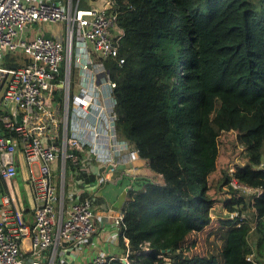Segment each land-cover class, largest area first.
I'll return each instance as SVG.
<instances>
[{
	"label": "trees",
	"instance_id": "1",
	"mask_svg": "<svg viewBox=\"0 0 264 264\" xmlns=\"http://www.w3.org/2000/svg\"><path fill=\"white\" fill-rule=\"evenodd\" d=\"M104 9L123 58L109 63L116 133L151 171L133 176L121 206L128 263L109 264H251L247 253L264 255V0H111ZM226 131L244 162L210 179ZM231 176L262 191L250 200ZM219 200L226 215L206 230L203 252L189 253V234L211 223Z\"/></svg>",
	"mask_w": 264,
	"mask_h": 264
},
{
	"label": "built area",
	"instance_id": "2",
	"mask_svg": "<svg viewBox=\"0 0 264 264\" xmlns=\"http://www.w3.org/2000/svg\"><path fill=\"white\" fill-rule=\"evenodd\" d=\"M77 2L0 0V179L7 185L0 187V264H70L58 254L64 244L81 247L98 225L93 195L76 198L66 190L67 175L89 173L101 155L107 172L114 173L119 154L128 147L129 159L139 156L115 129V81L109 63L123 58H118L116 17L104 9L111 0L102 8ZM34 22H62L65 37L29 35L27 28ZM76 40L84 45L73 54ZM93 53L101 59L95 66L101 75L90 70ZM23 54L28 61L11 64ZM75 67L85 70L88 80H76L71 91ZM105 93L110 105L102 99ZM21 164L33 200L32 221L24 218L11 184ZM94 173L100 179L102 173ZM230 184L255 195L262 191L234 177ZM122 218V212L114 218L119 231ZM25 238L28 256L22 250ZM127 252L119 258L128 263ZM114 257L99 252L87 264H109ZM246 259L264 264V255L258 258L254 252Z\"/></svg>",
	"mask_w": 264,
	"mask_h": 264
},
{
	"label": "crops",
	"instance_id": "3",
	"mask_svg": "<svg viewBox=\"0 0 264 264\" xmlns=\"http://www.w3.org/2000/svg\"><path fill=\"white\" fill-rule=\"evenodd\" d=\"M57 1V0H55ZM66 5V0H61ZM82 7H99L102 8L107 4L108 0H77ZM80 6V5H79ZM110 7V5H107ZM65 25L62 22H34L27 28L29 35L37 33L43 34L49 37H65ZM82 43L79 40L74 42L72 47V53L75 54L82 50ZM26 55H16L12 59V65H20L25 62ZM101 61L100 57L96 54H91L90 58V70L92 69L96 74L101 75L96 71V63ZM73 70L71 91L76 90L77 81H87L84 76L87 72L83 69L76 67ZM91 80V79H90ZM93 81H91L92 84ZM58 94V90L57 93ZM106 96V93H105ZM58 97H60L58 95ZM101 97V95L99 96ZM107 101L108 105L111 104L109 97L102 98ZM132 147V146H131ZM129 147L124 149L119 154V162L117 164L114 173L107 172V165L103 161L105 158L103 155L100 159L96 160L89 173H77L68 174L66 181V190L71 191L76 198H84L86 196L93 195V205L97 211V231L86 238L85 242L79 248H73L64 244L65 248L58 254L63 256L70 264H87L91 258L99 252L107 253L108 255L123 257L125 250L118 243L119 225L114 221L115 216L121 212V206L126 198L127 189L131 186L133 174L151 175V171L146 164V160L139 157L136 159H129L128 156ZM94 172H98L99 178L97 179ZM26 177V171L24 164L18 166L17 174L11 180V184L14 188V193L17 197V202L23 210V216L27 221H32L33 214V200L30 195V185L24 179ZM0 186L5 189L6 183L0 179ZM23 188V190H21ZM67 246V247H66ZM29 240L28 238L22 241V250L26 256L29 255Z\"/></svg>",
	"mask_w": 264,
	"mask_h": 264
},
{
	"label": "rangeland",
	"instance_id": "4",
	"mask_svg": "<svg viewBox=\"0 0 264 264\" xmlns=\"http://www.w3.org/2000/svg\"><path fill=\"white\" fill-rule=\"evenodd\" d=\"M243 162H244V152L240 144L237 143L235 140V131L222 132L219 137V149L216 159V167L214 171L211 173L209 178L216 180L217 178H219V176L223 175L224 171L231 172L236 164H240ZM21 190H23V188H21ZM244 194L249 196L250 200L251 198H253V196H255V192H251V193L244 192ZM221 195L227 196L228 192L222 193ZM220 200L217 201L215 208L211 212V218H212L211 223L202 230H196L189 234V238L185 242V244L189 246V253L203 252L204 245L206 242L205 241L206 230L209 229L210 227H214L217 224L218 217L220 215L222 216L226 215V210L222 207ZM245 214L247 217H250V215L247 212Z\"/></svg>",
	"mask_w": 264,
	"mask_h": 264
},
{
	"label": "water",
	"instance_id": "5",
	"mask_svg": "<svg viewBox=\"0 0 264 264\" xmlns=\"http://www.w3.org/2000/svg\"><path fill=\"white\" fill-rule=\"evenodd\" d=\"M123 262L127 263L124 259H123Z\"/></svg>",
	"mask_w": 264,
	"mask_h": 264
},
{
	"label": "clouds",
	"instance_id": "6",
	"mask_svg": "<svg viewBox=\"0 0 264 264\" xmlns=\"http://www.w3.org/2000/svg\"><path fill=\"white\" fill-rule=\"evenodd\" d=\"M233 177V176H232ZM123 260V259H122Z\"/></svg>",
	"mask_w": 264,
	"mask_h": 264
}]
</instances>
